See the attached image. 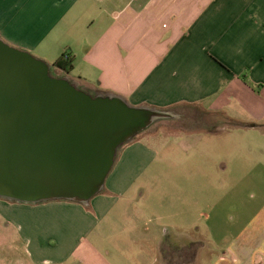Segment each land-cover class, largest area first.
I'll return each instance as SVG.
<instances>
[{"label": "crops", "instance_id": "0c3cea01", "mask_svg": "<svg viewBox=\"0 0 264 264\" xmlns=\"http://www.w3.org/2000/svg\"><path fill=\"white\" fill-rule=\"evenodd\" d=\"M0 40L42 61L56 54L44 61L54 76L164 112V121L189 115L196 129L241 118L264 129V0H0ZM65 53L68 74L53 67ZM149 151L140 139L122 146L87 205L0 202L1 239L15 223L28 264H264V202L249 225L200 247L197 225L166 222L143 192L130 198ZM160 202L193 212L191 202ZM5 250L0 243V264Z\"/></svg>", "mask_w": 264, "mask_h": 264}, {"label": "water", "instance_id": "95a60500", "mask_svg": "<svg viewBox=\"0 0 264 264\" xmlns=\"http://www.w3.org/2000/svg\"><path fill=\"white\" fill-rule=\"evenodd\" d=\"M169 115L91 95L0 40V200L87 205L118 151Z\"/></svg>", "mask_w": 264, "mask_h": 264}, {"label": "rangeland", "instance_id": "374dc122", "mask_svg": "<svg viewBox=\"0 0 264 264\" xmlns=\"http://www.w3.org/2000/svg\"><path fill=\"white\" fill-rule=\"evenodd\" d=\"M56 58V54L50 55L44 61L52 64ZM189 121V115L178 123L159 121L140 135L138 139L151 149L149 155L142 156L149 164L140 170V177L128 196L136 198L143 192L151 196L152 211L165 214L166 222H177L183 228L197 225L198 237L192 238L201 247L226 237L230 229L234 232L233 228L249 225L264 202V185L260 186L264 183V129L253 132L241 118L231 123L198 122L194 125L196 129L189 128L192 124ZM224 166L226 171H222ZM164 196L167 200H180L184 210L191 202L192 214L181 213L173 207V202L162 205L160 200ZM150 220L151 225H157L151 216ZM96 222L94 219L92 224ZM15 228V223H8L11 231L8 239L2 240L0 236V243H6L4 262L28 264L25 242ZM200 264H206L205 258Z\"/></svg>", "mask_w": 264, "mask_h": 264}, {"label": "trees", "instance_id": "16d2710c", "mask_svg": "<svg viewBox=\"0 0 264 264\" xmlns=\"http://www.w3.org/2000/svg\"><path fill=\"white\" fill-rule=\"evenodd\" d=\"M67 53L63 54L61 58L53 65V67L62 70L66 74L70 73L72 70V58L68 55L66 58ZM52 77L58 78L51 74Z\"/></svg>", "mask_w": 264, "mask_h": 264}, {"label": "built area", "instance_id": "2783aa9c", "mask_svg": "<svg viewBox=\"0 0 264 264\" xmlns=\"http://www.w3.org/2000/svg\"><path fill=\"white\" fill-rule=\"evenodd\" d=\"M68 55H66V58H67Z\"/></svg>", "mask_w": 264, "mask_h": 264}]
</instances>
